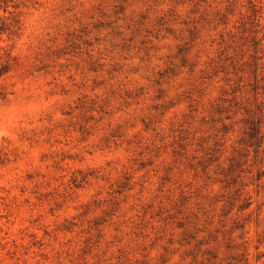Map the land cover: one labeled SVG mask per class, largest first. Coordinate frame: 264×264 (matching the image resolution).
<instances>
[{
  "label": "rangeland",
  "instance_id": "obj_1",
  "mask_svg": "<svg viewBox=\"0 0 264 264\" xmlns=\"http://www.w3.org/2000/svg\"><path fill=\"white\" fill-rule=\"evenodd\" d=\"M23 1L0 264H264V0Z\"/></svg>",
  "mask_w": 264,
  "mask_h": 264
},
{
  "label": "trees",
  "instance_id": "obj_2",
  "mask_svg": "<svg viewBox=\"0 0 264 264\" xmlns=\"http://www.w3.org/2000/svg\"><path fill=\"white\" fill-rule=\"evenodd\" d=\"M24 7L23 0H0V34H6L10 37H17L22 30V8ZM9 61V59L7 60ZM0 62V77L9 70L8 62ZM245 134L253 146L257 156L260 147L264 141V133L262 132L261 118H250L247 121ZM261 172L257 173V178L260 179Z\"/></svg>",
  "mask_w": 264,
  "mask_h": 264
}]
</instances>
